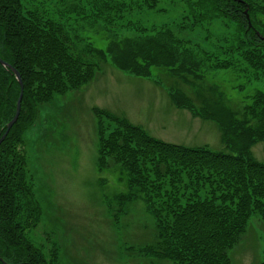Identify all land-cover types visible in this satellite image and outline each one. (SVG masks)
Listing matches in <instances>:
<instances>
[{"label": "trees", "instance_id": "16d2710c", "mask_svg": "<svg viewBox=\"0 0 264 264\" xmlns=\"http://www.w3.org/2000/svg\"><path fill=\"white\" fill-rule=\"evenodd\" d=\"M97 1L93 8L102 12ZM185 2L201 26L226 19L237 27L227 52L230 59H216L217 68L234 67L232 62L241 58L256 72L255 79L264 76V0ZM156 33L114 41L99 54L140 78H150L154 68H166L186 80L204 76L203 63L183 48L182 40L170 30ZM77 37L72 25L43 11L28 12L22 0H0V58L17 69L24 82L20 116L0 145V258L7 264H60L56 251L55 259H48L26 233L38 225L41 211L20 148L41 107L95 77V66L74 43ZM245 88L239 86L240 91ZM20 93L15 74L0 64V139L15 117ZM211 93L201 98V107L180 90L169 95L177 109L216 123L226 151L167 143L125 118L94 110L99 118L98 169L122 175L128 195L121 194V203L138 198L145 203L156 225L143 252L167 264H232L230 253L245 239L251 217L258 215L264 222V162L252 152L264 142V91L246 96L249 103L243 106L217 86ZM104 120L114 128H105ZM21 197L33 206L28 228L20 222Z\"/></svg>", "mask_w": 264, "mask_h": 264}, {"label": "rangeland", "instance_id": "374dc122", "mask_svg": "<svg viewBox=\"0 0 264 264\" xmlns=\"http://www.w3.org/2000/svg\"><path fill=\"white\" fill-rule=\"evenodd\" d=\"M148 1L101 0L102 12H97L93 8L97 0H22L26 11H43L53 20L72 25L78 35L77 49L95 66L92 81L76 91L56 94L51 104L40 108L20 148L41 211L38 225L29 231L33 206L21 197L20 222L28 228L33 246L43 248L48 259H55L56 251L60 264H167L143 252L156 225L145 203L141 198L121 203V194L128 195L122 175L98 169L100 133L95 109L125 118L164 142L221 152L226 149L218 125L193 116L188 109H177L169 93L180 90L201 107V98L212 95L214 86L238 106L249 103L245 97L256 90L264 91V76L255 79L256 72L245 67L243 59L232 62L234 67H216L218 60L230 59L227 52L237 35L235 23L219 19L201 26L185 0ZM163 29L182 40L183 48L203 63L200 80L177 77L166 68H154L150 78H140L99 54L114 41ZM242 85L244 91L239 90ZM104 126L114 128L105 120ZM252 152L264 162V142ZM230 257L232 264L262 262L260 216L251 217L245 239Z\"/></svg>", "mask_w": 264, "mask_h": 264}, {"label": "water", "instance_id": "95a60500", "mask_svg": "<svg viewBox=\"0 0 264 264\" xmlns=\"http://www.w3.org/2000/svg\"><path fill=\"white\" fill-rule=\"evenodd\" d=\"M247 14V19L249 21V28L251 29L252 28V23L250 21V17L248 15V10H246L245 12ZM0 64L10 70H12V72L15 74L16 76V79L17 81L19 82L20 84V87H21V93H20V97L17 101V110H16V114H15V117L13 118V120L8 124L7 126V130L5 132V134L1 137L0 139V145L1 143L5 140V138L7 137L9 131L11 130V128L13 127V125L17 122L19 116H20V113H21V107H22V99H23V95H24V82L22 80V77H21V74L19 73V71L17 69H15L13 66H11L10 64H8L7 62L3 61L1 58H0ZM1 262L7 264L2 258H0Z\"/></svg>", "mask_w": 264, "mask_h": 264}]
</instances>
